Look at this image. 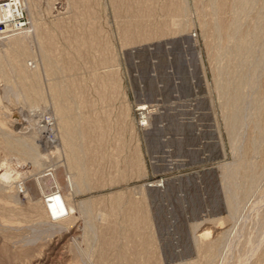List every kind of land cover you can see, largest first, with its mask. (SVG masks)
Wrapping results in <instances>:
<instances>
[{"label":"rangeland","instance_id":"rangeland-1","mask_svg":"<svg viewBox=\"0 0 264 264\" xmlns=\"http://www.w3.org/2000/svg\"><path fill=\"white\" fill-rule=\"evenodd\" d=\"M20 2L0 264H264V0Z\"/></svg>","mask_w":264,"mask_h":264},{"label":"bare ground","instance_id":"bare-ground-1","mask_svg":"<svg viewBox=\"0 0 264 264\" xmlns=\"http://www.w3.org/2000/svg\"><path fill=\"white\" fill-rule=\"evenodd\" d=\"M2 12L5 13L4 14L5 16L7 14L11 15V16H15V15L21 14L20 13L21 12V2H20V0H8V2L0 4V19L4 18L2 16ZM0 22H2V20ZM145 107L141 106V107H139V110L142 111V110L145 109ZM68 180H69L71 186L73 187L74 185L72 183V180L70 178H68ZM48 199L49 200L46 201V208H47L48 213H50V215L52 214L54 216L59 217L65 211H68L67 212L68 214L72 213L73 208H70V207L68 208L67 204H66V201L62 198L61 195L57 194V192L50 193L48 195Z\"/></svg>","mask_w":264,"mask_h":264}]
</instances>
